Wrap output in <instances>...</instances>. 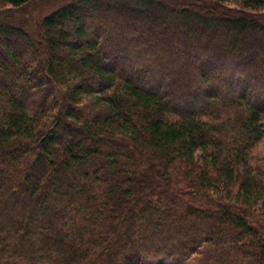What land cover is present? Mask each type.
I'll list each match as a JSON object with an SVG mask.
<instances>
[{
  "label": "trees",
  "instance_id": "obj_1",
  "mask_svg": "<svg viewBox=\"0 0 264 264\" xmlns=\"http://www.w3.org/2000/svg\"><path fill=\"white\" fill-rule=\"evenodd\" d=\"M32 1L0 0V264H264V0H61L30 32Z\"/></svg>",
  "mask_w": 264,
  "mask_h": 264
},
{
  "label": "rangeland",
  "instance_id": "obj_2",
  "mask_svg": "<svg viewBox=\"0 0 264 264\" xmlns=\"http://www.w3.org/2000/svg\"><path fill=\"white\" fill-rule=\"evenodd\" d=\"M179 4H190L196 3L200 0H175ZM61 2V0H33L30 4L19 8L17 10H12L8 14L11 18L22 23H25L27 30L30 32L35 31V27L39 24V22L46 15L50 14L54 9H56L57 5ZM7 15V17H8ZM4 17V16H3ZM6 18V17H4ZM9 18V17H8ZM2 19V18H1ZM94 111H98L97 107H95V100L93 98H89L87 100ZM262 151L264 150V146L261 147Z\"/></svg>",
  "mask_w": 264,
  "mask_h": 264
}]
</instances>
